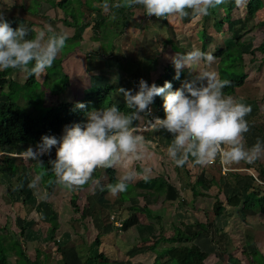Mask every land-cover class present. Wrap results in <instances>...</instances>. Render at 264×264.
<instances>
[{
    "label": "rangeland",
    "instance_id": "1",
    "mask_svg": "<svg viewBox=\"0 0 264 264\" xmlns=\"http://www.w3.org/2000/svg\"><path fill=\"white\" fill-rule=\"evenodd\" d=\"M81 1L83 3L82 7H79L76 0L70 3L72 7L76 10L79 8L83 13L82 22L84 24L78 29L81 38L67 43L66 48L58 54L56 59H60V63L55 64L58 78L47 82L49 86L54 88L65 84L66 89L60 95H52L43 88L46 105L76 101L84 94L101 89L105 85L114 87L111 96L115 102H124V98L118 89L122 87L136 91L137 86L125 82L126 78L122 72V59L132 60L141 56L157 57V70L159 71L162 64L171 63L169 57L177 52L183 53L194 48L201 50L202 29H207V40L211 42L210 50L216 47L224 48L228 36L232 33L234 37L243 34L242 54L238 57V61L232 60L228 71L235 72L237 75L246 74V79L244 85L235 89L234 94L230 96L251 106V112L245 117L249 122V131L245 134L247 145H253L257 139L264 141V64L260 62V54L252 59V56L246 51L253 49L264 41V26L257 25L258 22L264 20V6L256 9L253 18L249 19L246 24H243L239 17L235 16L236 11H233L234 25L229 26L227 31L226 26L219 28L213 24L215 16L211 9L207 16H192L190 14L184 18L169 17L147 21L144 18L143 6L136 5L131 11L114 10L116 18L110 19V14L99 7L98 0ZM247 1L241 0L240 3H237V0H224L222 4L215 7L217 9L216 16L220 18L222 16L221 10L229 3L238 5L240 16H242V8ZM22 3L28 4L29 0H0V12L6 18L16 17L31 22L34 30L51 26L58 32L66 33L68 37L74 36L75 29L65 25L62 21L70 22L69 15L64 16L60 10L52 8L49 3H43L38 10L40 15L34 17L17 6ZM78 17H80L79 14ZM101 18H104L103 24L101 26L95 25ZM118 20H121L120 24ZM18 25L15 22L10 23L13 28ZM22 25L27 26L26 23ZM219 66L221 67L219 60L215 59L212 68L217 73ZM226 66H223L224 69L227 68ZM182 71L185 74V79L188 78L187 70ZM150 76L153 80L155 73L152 72ZM44 77L45 74L41 78L36 77V79L39 83H42ZM6 78L21 84L26 81L25 74L18 70H13ZM147 83L151 84L150 82ZM3 90L7 91V88L4 87ZM5 99L4 96L0 95V104ZM152 106L153 104L150 106L151 109ZM143 123V120L138 121V126ZM143 135L147 142V151L143 159L134 161L127 167L135 173L134 180H138L140 177L137 165L141 167L143 174H145L144 169H149L150 171L145 174L149 177L156 174L168 175L170 179L165 195L159 196L155 200L153 196H149L144 190L136 189L141 194L138 197H133L130 193L131 189H128L125 193L127 202L124 206L123 203L117 201L118 195L113 196L108 192L99 197V195L93 194L96 188L93 182L88 189L78 193L77 204L80 210L84 211L86 208L87 215L86 219L81 222L79 221V214H74L69 206V196L75 190L68 191L61 187L54 188L51 192L45 191L38 181V175L34 167L36 161L24 159L20 155L23 150L18 154L14 151L5 152V154H12V156L20 158H17L16 161V174L11 179L0 181V226H6L3 233L17 235L18 228L22 225L24 218L29 220L25 235L19 239L27 255L34 259L38 250L41 253L39 258L44 260V264H81L80 259L85 260L87 257H93L102 251L113 260V264H151L153 254L150 257L151 255L148 253V256L142 253L138 255L140 259H132L133 254L143 252V242L148 239H156L160 234L165 235L166 238L174 237L176 227L189 235L199 233L190 241L178 242L173 245L207 252L209 258L206 259V264H227L228 251L239 257L240 261L243 262L241 264H255L246 254L242 253V249L243 246L247 247V251L256 247L264 252V213L254 216L253 212L248 211L247 214H250L247 218L248 225L244 222L245 218L243 219L239 215H236V219H230L231 215L236 214L239 209L233 214L226 215V213H223V216L217 218V220L213 213L214 206L219 205V202L228 206L231 204L225 201L227 198L231 197L232 199L234 195L238 198V196L243 195L241 189L243 179L238 180L240 184L237 188H232L227 175L219 172L218 166L188 165L190 174L197 177L200 170H203L207 175L214 176L221 187V193H219L217 200L213 199L216 188L206 191L204 188L199 187V190L206 192L207 196L205 195L206 197L201 199L198 198L200 199L198 205L205 213L202 220L203 226L201 224L197 225L196 217L184 210L191 204L190 201L193 197L191 191L184 186V181H190L191 176L187 179L188 174L185 173L186 171L175 166L166 155L167 147L172 139L170 134L163 130L159 132L150 130L143 133ZM1 155H3L2 152H0ZM197 166L201 169L197 170ZM253 167L255 169L264 168V153H262L260 159L253 163ZM114 169L117 178L125 170L120 166ZM229 169L230 173L249 174L248 176H253V178L257 177L254 170L246 169L243 171L242 169H245V167L242 162L230 166ZM98 170L102 172L101 178L105 183L107 177L103 169ZM175 174L177 175L175 176ZM177 182L178 186H176ZM255 185H258V190L264 191L263 182L256 180L253 183V186ZM130 186L129 184V188ZM193 199L196 200L197 197H193ZM96 200H101L100 202L103 205H97ZM178 202L180 205H178ZM195 205L193 204V206ZM145 206L152 211V217H148L144 212ZM128 208H131V211ZM234 209L232 208V210ZM192 211L196 210L193 209ZM101 213H108V215H105L109 222L108 231L113 232V227L110 224L112 214L123 221L120 232H116L115 236L112 234L111 237H105L102 240L103 245L98 246L94 243V238L96 234L103 231L101 221L97 216ZM195 214L202 216L201 211L199 215ZM229 220L231 223L228 222ZM83 224L86 225V230ZM56 225L59 228L55 234V240H58L62 245V256L55 251L54 246L48 243L47 240V230ZM129 225H134V227L128 229L127 226ZM160 226L162 233H159ZM111 244L114 246H110ZM171 245L162 243L157 250L168 248ZM165 260L170 261L168 256H165L162 262H165ZM8 263H15L14 256L8 257Z\"/></svg>",
    "mask_w": 264,
    "mask_h": 264
},
{
    "label": "clouds",
    "instance_id": "2",
    "mask_svg": "<svg viewBox=\"0 0 264 264\" xmlns=\"http://www.w3.org/2000/svg\"><path fill=\"white\" fill-rule=\"evenodd\" d=\"M224 0H102L101 8L115 19V11L121 8L143 6L149 17L169 18L185 16H207L210 9ZM241 0H237L240 3ZM28 38L29 29L20 24L16 28L0 12V71L18 70L29 77H42L46 69L66 47L68 35L51 26L34 30ZM176 70L175 79L182 70L188 78L181 86L172 90V84L165 81L163 86L138 82L137 90L119 88L124 103L130 110L122 111L116 105L91 110L86 121L65 125L63 134L44 135L35 148L29 146L20 155L43 165L39 159L55 148V159L49 160L55 183L68 191L83 187L93 179L97 169L123 167L115 183L106 185L113 196L126 192L135 173L128 168L134 161L143 159L147 142L137 121L143 120L147 128L167 132L171 143L166 155L177 167L188 163L205 166L219 160L224 167L253 164L264 153V141L248 146L245 134L249 122L245 117L251 106L239 102L223 89L231 82L221 79L213 70L216 57L212 53L194 48L177 52L169 57ZM163 97L164 118L152 115L154 98ZM77 108H85L77 103ZM10 155V154H9ZM150 170L144 169L147 174ZM147 178V175H145ZM101 191L99 181H94Z\"/></svg>",
    "mask_w": 264,
    "mask_h": 264
},
{
    "label": "trees",
    "instance_id": "3",
    "mask_svg": "<svg viewBox=\"0 0 264 264\" xmlns=\"http://www.w3.org/2000/svg\"><path fill=\"white\" fill-rule=\"evenodd\" d=\"M76 1L78 2L79 7L83 6L81 0ZM71 2H73V0H29L28 4L22 3L17 6L23 8L24 12L28 15L36 17L40 15L38 10L41 5L43 3H49L52 8H57L58 10H60L64 16L69 15V18H71L70 22H67L65 20L62 21L65 25L73 27L75 29V33L74 36L68 38V40L66 41L67 44L81 38L78 29L84 24L82 22L83 13L81 12V10H79V8L76 10L74 7H72V4H70ZM101 4L102 0H98L99 7H101ZM262 6H264L263 0H248L245 6L242 8L243 15L240 16L238 10L239 6L234 5V3H229L226 5V7L223 8V10H221L222 16L220 18L216 16L217 9H211V12L215 16L213 18V24L219 28H223L224 26H226V30L228 31L229 26L234 25L233 20L235 17L232 13L233 11H236L235 16L239 17L243 24H246L249 19L253 18L255 10L261 8ZM130 9L132 8H121L118 10L125 12L129 11ZM78 14L80 15V17H78ZM6 19L10 23L15 22L19 25L26 23V28L29 29L28 38H32L35 35L33 24L31 22H27L25 19L16 17H9ZM103 21L104 18H101V20L95 23V25L101 26L103 24ZM118 21V23L120 24L121 20ZM257 25L260 27L264 26V20L258 22ZM230 35H232L231 40L233 39V41L227 43L224 48H214L212 53L216 57V59L219 60V65H221V67L219 66L218 69L219 77L231 82L230 86L223 89L225 95H233L235 89L243 86L246 79V74L237 75L235 74V72L228 71V68L231 67L230 64L232 63V60L238 61V57L241 56L242 48L244 46V42H242L243 34L239 36L236 35V37H234L233 33ZM201 38V51L208 53V49L211 44L209 40H207V29H202ZM246 51L249 52V54L252 56V59H254L257 54H260V62L261 64H264V41L256 45L253 49H248ZM57 63H60V59H55L52 67L50 69H46L45 77L42 83H39L36 77H29L26 78V81L21 84L13 80H7L6 78L14 69L0 71V95L6 98L5 101L0 104V152L3 153V155L0 156L1 182L3 179H11L16 174V161L17 158H20L18 156H12V154H5V152L14 151L18 154L21 152V150H24L28 146L35 148V146L40 142L41 137L44 135L55 136L59 138L63 134L65 125L70 126L74 123L85 122L87 113L93 109L99 110L103 107L116 105L122 111H130L124 102H115L112 99L111 94L114 87L110 85H105L101 89L86 93L73 102H57L46 105L44 95L45 91L43 88H45V90H48V92L52 95H60L66 89L65 84L58 88L51 87L47 84L49 80L58 78L57 70L55 67V64ZM121 63L123 64L122 72L126 78L125 82L130 85L138 86V82L142 78L146 82H154L157 84V86L161 87L163 86L165 81H168L172 84V90H176L181 86V82L185 80V74L183 71H181L179 79L174 78L176 75V70L172 62L162 64L161 69L158 71L157 57L151 58L149 56H141L140 58L132 60L124 58L121 60ZM225 65H227V68L224 69L223 66ZM152 72L155 73V78L153 80H151L150 76ZM4 87L7 88V91L3 90ZM77 103H84L85 108H77ZM162 105L163 97H155L152 106L153 116L164 118L165 114ZM136 123L138 125V121ZM39 159L43 162V165L35 162L34 167L36 169L38 181L41 188L47 192H51L54 188H61L62 186L55 183L54 173L51 171V165L48 163L49 160L55 159V148H53L48 155L41 156ZM190 164L194 166V164L188 163L183 167L186 168ZM243 164L245 169L254 170L257 174V177L255 176V178H253V176H248L249 174H236L235 172L225 173L232 188H237L240 184L238 180L240 178L243 179V186L241 189L244 191V196H242V198L240 199L235 197L237 199V204H241L242 209L254 211L257 209L260 212L264 213V191L258 190V185L253 186V183L256 180L264 183V168L259 167L255 169L253 167V164ZM199 169L200 168L197 166V170ZM139 171H141V169H139ZM185 171V173L188 174V179L190 176V179H194L191 185H189L194 198L202 195L197 190V188L199 187L204 188L206 191H211V189L216 188V193L213 194V199L217 200L219 193H221L219 181L215 180L213 176L205 174V171L203 170H201L199 174H197V177L190 174L188 167ZM103 172L107 177V181L105 183H103L104 180L101 178L102 172L97 169L93 173L92 180H90L83 187L76 189L74 192H71L69 196V206L72 208L74 214H79L80 222L84 221L87 215L85 212V206V210L83 211L82 209L80 210L79 205L77 204L79 198L78 193L82 190L88 189L94 181L98 180L100 186L104 187V190L101 191L100 187H98L95 183L96 188L98 189L95 188V191H97L96 193L94 191L93 194H97L99 195V197H102L103 194L108 193L106 185L109 183H115L118 179L116 177V170L114 168L103 169ZM165 182L166 181L162 177H157L155 179L143 178L140 182L135 183L131 187L133 189L139 188L146 192L151 190L153 191V193H151V195L153 196L166 188ZM262 186L264 187V185ZM124 193L125 192L118 194L117 201H119L120 203L125 202ZM23 201L24 200H22V202ZM96 201L98 202L96 203L97 205H103L100 202L101 200ZM193 204L194 201L191 202L189 208L192 210H196L197 208L196 206H193ZM144 209L148 217H152V212H150L147 208ZM128 210L131 211V208H128ZM223 212L224 207L222 205L219 204L217 206H214L213 213L215 217H220ZM105 215H108V213H101V215H97L101 221L103 231L109 224L108 218ZM28 223L29 220L24 218L22 225H20L18 228L19 231L17 235L3 233L6 226H0V264H9V256H14V264H44V260H41L39 258L41 253L37 250L35 258L31 259L27 255L23 244L19 239L25 235ZM83 227L86 230L85 224H83ZM58 228V225H56L51 226L47 230V240L48 243H51L54 246L55 251L59 253L60 256H62V245L58 240H55V234ZM119 228L120 227L117 226L113 227V229H115V233L119 231ZM159 228V233H162L161 226ZM175 232L176 235L174 237L166 238L163 234H160V236L156 239H148L144 241V249L141 253L154 254L151 264H206V259H208L209 256L207 252L201 250H192L184 246L173 245L178 242L190 241L191 238H195L199 233L189 235L180 228L176 227ZM100 236L101 235L98 233L94 238V243H96V245L98 246L101 244V241L99 239ZM162 243H169L172 245L163 250H159V252H156L158 246ZM242 253L250 256L252 262H254L255 264H264V255L261 254L257 248H254L253 251L249 253L247 251V247L243 246ZM165 256L169 257V262L167 260H165V262H162V259ZM227 256V264H240L239 258L229 251L227 252ZM84 264H109V261L103 253H97L93 257H88L85 260Z\"/></svg>",
    "mask_w": 264,
    "mask_h": 264
},
{
    "label": "crops",
    "instance_id": "4",
    "mask_svg": "<svg viewBox=\"0 0 264 264\" xmlns=\"http://www.w3.org/2000/svg\"><path fill=\"white\" fill-rule=\"evenodd\" d=\"M135 7V6H134ZM134 7H132V9L134 8ZM132 9H130L129 11H131ZM228 41H227V43H229V42H231V41H233V40H231V35H229L228 36ZM210 44H211V42H210ZM227 45V44H226ZM225 45V46H226ZM224 46V47H225ZM210 47H211V45H210ZM209 47V49H208V53H213V50H210L211 48ZM218 48V47H217ZM181 168H183L184 170H187V167L186 168H184V167H181ZM139 169H141V167L140 166H138L137 165V171H138V173H139V175H140V177L138 178V180H132L129 184L132 186V185H134L135 183H137V182H140L143 178H145V174H143V171H142V169H141V171H139ZM182 169V170H183ZM201 169V168H200ZM184 170H183V172H184ZM243 171H245L246 169H242ZM201 171V170H200ZM219 172H220V170H219ZM181 173H182V171H181ZM205 174H206V172H205ZM177 174H175V176H176ZM157 177H162V178H164V180L166 181L165 182V184H166V188L164 189V190H162L161 192H159V193H157L156 195H153V197H154V199L155 198H157V197H159V196H163V195H165V193H166V191H167V185L169 184L168 183V181H169V176L168 175H164V174H156L155 176H152V177H149V176H147V179H155V178H157ZM214 177V176H213ZM177 178V177H176ZM215 178V177H214ZM188 179V178H187ZM194 179H190V181H188V180H185L184 181V186H185V188L187 187V189H189L190 190V186L189 185H191V183H192V181H193ZM215 180H216V178H215ZM179 184H178V182L176 183V186H178ZM130 186V188H129V186H128V189H131V191H130V193H131V195L133 196V197H138V195H140L141 193H138V190H136V189H139V188H135V189H133L132 187ZM182 188H184V187H182ZM127 189V190H128ZM178 189V188H177ZM141 191H142V189H140ZM139 190V191H140ZM182 190V189H181ZM197 190L202 194L201 196H197V199L195 200V199H193V197H192V199H191V201L190 202H192V201H194V204H196L195 206H196V211H192L190 208H189V206H187V209H184L185 210V212L186 213H188V214H191L192 216H194V217H196V223H197V225H200L201 224V226H203V222H202V220H203V215H204V213L205 212H203L200 208V205H198V202H199V200L201 199V198H203V197H206L205 195H206V192L204 193V192H202V191H200L199 190V188H197ZM191 191V190H190ZM243 191V190H242ZM145 193H147L149 196H152L151 195V193H153V191H144ZM126 193V192H125ZM125 193H124V198H125ZM191 196H193L192 195V193H191ZM242 196H244V191H243V195ZM242 196H238V198L240 199V198H242ZM233 197V196H232ZM235 197H237L236 195H234V198H232L231 199V197H229V198H227L225 201L226 202H228L229 204H231V205H224V204H222V203H220L219 202V200H218V202H219V204H221L223 207H224V214L226 213V215H228V214H233L237 209H239V210H237V212H236V214H233V215H235L234 217H233V215H231L232 217H230V219H236V215L238 216H240L241 218H245L244 220V222H245V224L246 225H248V216L250 215V214H247V212L248 211H251V212H253L254 214V216H256V215H258L259 213H261L262 214V212H260L259 210H245V209H242V205L241 204H237V199L235 198ZM198 198H200V199H198ZM117 199H118V197H117ZM156 200V199H155ZM126 202H127V198H125V202H123V204H124V206H125V204H126ZM119 203V202H118ZM178 205H180V203L178 202ZM234 206H238V207H234ZM123 207V206H122ZM179 207V206H178ZM144 208H146V207H144ZM232 208H235L234 210H232ZM149 211H150V209H148ZM130 211V210H129ZM200 211H201V213H202V216H200L199 215V213H200ZM145 212V211H144ZM150 212H152V211H150ZM192 212H193V214H192ZM113 213V212H112ZM111 213V214H112ZM195 213H197L199 216H197ZM114 214V213H113ZM113 214L111 215V216H113ZM153 214V213H152ZM252 215V216H253ZM223 216V214L220 216V217H222ZM220 217H216V220H217V218H220ZM237 219H238V217H237ZM256 220V219H255ZM116 221H119L120 223H122V219L121 218H118L117 216H115V219H114V216H113V219L111 218V225H112V227H116L115 226V222ZM228 222H230V220L228 221ZM240 222V221H239ZM231 223V222H230ZM189 224V223H188ZM217 224V223H216ZM109 225H107V227H108ZM218 226V225H217ZM102 227V226H101ZM132 227H134V225L133 226H127V228L129 229H131ZM136 229V228H135ZM106 230H107V228H106ZM115 229H113V232H111L110 230L108 231H102V233H99L101 236H100V241H102L105 237H111V235L113 234V236H115L116 235V233H115V231H114ZM118 232H120V228H119V231ZM165 236V235H164ZM114 239H115V237H114ZM102 244H100L99 246H101V245H103V241L101 242ZM252 244V243H251ZM250 244V245H251ZM249 245V244H248ZM253 245V244H252ZM110 246H114L113 244H111ZM256 248V247H255ZM254 249V248H253ZM253 249H249L248 250V252L250 253V252H252L253 251ZM163 250V249H162ZM259 250V249H258ZM156 252H159V250L157 251L156 250ZM155 252V253H156ZM259 252L261 253V254H263L264 255V252L262 251V250H259ZM99 253H103L107 258H108V261H109V264H113V260H111L110 258H109V256L105 253V252H99ZM136 253V252H135ZM134 253V254H135ZM133 254V257H132V259H140L139 257H138V255H140V254H142V253H140V254H136V255H134ZM152 254L153 253H151L150 255V257H152ZM233 254V253H232ZM144 255H146V256H148L147 255V253H145ZM234 255V254H233ZM136 256V257H135ZM153 256H154V254H153ZM237 257V256H236ZM88 258V257H87ZM86 258V259H87ZM209 258V257H208ZM239 258V257H238ZM248 258L251 260V258H250V256H248ZM85 259V260H86ZM153 259V258H152ZM85 260H82V259H80V262H81V264H84V262H85ZM239 260H240V258H239ZM252 261V260H251ZM151 263H152V260H151ZM241 263H243L242 261H240V264Z\"/></svg>",
    "mask_w": 264,
    "mask_h": 264
},
{
    "label": "built area",
    "instance_id": "5",
    "mask_svg": "<svg viewBox=\"0 0 264 264\" xmlns=\"http://www.w3.org/2000/svg\"><path fill=\"white\" fill-rule=\"evenodd\" d=\"M144 18H145V20H147V21H153L154 19H157L156 17H149V16H147V15L145 14V12H144ZM158 19H159V18H158ZM139 127H141V129L143 130V131H142V134H143V133H147L148 131L151 130V129H149V128L146 127L145 122H144L141 126H139ZM213 165L218 166V169L220 170V172H221L223 175H224L225 173H227V172L230 171L229 167H224V166H222V165L220 164L219 160H217V161H215V162H213V163H211V164H208V166H213ZM113 216H114V215H113ZM112 219H113V217H112ZM115 226L120 227V226H121V223H120L119 221H116V222H115Z\"/></svg>",
    "mask_w": 264,
    "mask_h": 264
}]
</instances>
